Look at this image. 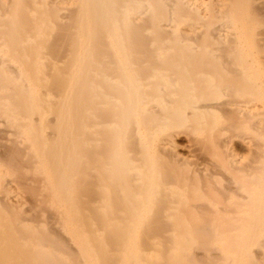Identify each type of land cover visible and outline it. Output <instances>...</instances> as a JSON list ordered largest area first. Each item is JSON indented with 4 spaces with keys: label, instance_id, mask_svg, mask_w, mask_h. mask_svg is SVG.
<instances>
[{
    "label": "bare ground",
    "instance_id": "6f19581e",
    "mask_svg": "<svg viewBox=\"0 0 264 264\" xmlns=\"http://www.w3.org/2000/svg\"><path fill=\"white\" fill-rule=\"evenodd\" d=\"M0 264H264V0H0Z\"/></svg>",
    "mask_w": 264,
    "mask_h": 264
}]
</instances>
